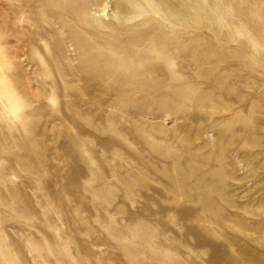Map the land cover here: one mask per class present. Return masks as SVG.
Here are the masks:
<instances>
[{
  "label": "rangeland",
  "instance_id": "obj_1",
  "mask_svg": "<svg viewBox=\"0 0 264 264\" xmlns=\"http://www.w3.org/2000/svg\"><path fill=\"white\" fill-rule=\"evenodd\" d=\"M0 264H264V0H0Z\"/></svg>",
  "mask_w": 264,
  "mask_h": 264
}]
</instances>
